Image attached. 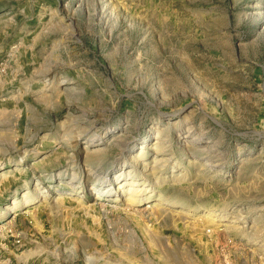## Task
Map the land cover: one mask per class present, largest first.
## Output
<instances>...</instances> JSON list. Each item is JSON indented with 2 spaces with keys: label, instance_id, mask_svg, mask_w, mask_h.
I'll return each instance as SVG.
<instances>
[{
  "label": "rangeland",
  "instance_id": "1",
  "mask_svg": "<svg viewBox=\"0 0 264 264\" xmlns=\"http://www.w3.org/2000/svg\"><path fill=\"white\" fill-rule=\"evenodd\" d=\"M26 2L37 64L15 46L0 84L34 108L6 161L27 181L0 211L29 205L0 226L51 219L49 251L91 264H264V0Z\"/></svg>",
  "mask_w": 264,
  "mask_h": 264
},
{
  "label": "crops",
  "instance_id": "2",
  "mask_svg": "<svg viewBox=\"0 0 264 264\" xmlns=\"http://www.w3.org/2000/svg\"><path fill=\"white\" fill-rule=\"evenodd\" d=\"M10 1L13 3L0 6V61L12 46L19 47L21 51L19 53L21 55V70H23L24 75H27L34 68V64H37L35 62L37 53L36 51L33 52L31 48L37 44L38 38L36 34L40 19L37 16V9L34 5L29 9L27 0ZM26 86H29V89H26ZM31 86L32 82L28 83L25 79L19 85V88L22 87L29 91L31 90ZM7 88L6 82L0 84V201L2 202L10 198L11 195L20 189L25 188L24 186L27 180L23 179L20 173L23 170L20 165L25 160L24 155L18 156L17 161L12 163V165H7L6 161L13 158L12 131L14 130L17 133L14 137L15 142L24 139L26 136L25 132L27 131L26 126L31 122L29 121L28 113L34 109L25 95L15 97V99H12L11 96L6 98L4 96L6 93L3 92H6ZM37 138L36 142H38ZM40 140L42 141L43 139ZM30 152L33 155L40 153L37 146L31 149ZM6 191L7 193H5ZM14 203H10L12 204V209H3L0 211V219L7 213L29 205L28 202H22L19 205H16V202ZM24 213L31 215V210H25ZM71 217L74 218V215H71ZM23 218L25 223L27 220L31 221V226L34 232L39 235L40 242L19 253L11 249L2 251L0 253V264H5L4 259H8L9 264H91L88 261L78 259L75 253L70 257L61 251L56 253L54 245L52 251H49L47 242L51 241L52 243L53 236L52 225H50V222H52L51 219H41L36 213L33 216L24 215ZM46 228L50 229L46 230ZM67 232L68 229L62 231V234L64 233L65 235ZM59 233L61 232L59 231ZM50 237L51 240L49 239ZM103 264L106 263L104 262Z\"/></svg>",
  "mask_w": 264,
  "mask_h": 264
},
{
  "label": "built area",
  "instance_id": "3",
  "mask_svg": "<svg viewBox=\"0 0 264 264\" xmlns=\"http://www.w3.org/2000/svg\"><path fill=\"white\" fill-rule=\"evenodd\" d=\"M15 46H12L10 49H8L7 53H5L4 60L0 61V73H4L6 63L9 62L12 59V56L14 54ZM30 224V222H28ZM29 237V243H36V235L32 231L31 226L29 225V228L25 231V234H22L21 232L14 233L10 228H7V226H0V251H4L7 249L6 243L8 242V239H10L11 243L10 245L15 247L16 249L23 248L25 246L24 237ZM5 264H9L8 259L3 260Z\"/></svg>",
  "mask_w": 264,
  "mask_h": 264
},
{
  "label": "bare ground",
  "instance_id": "4",
  "mask_svg": "<svg viewBox=\"0 0 264 264\" xmlns=\"http://www.w3.org/2000/svg\"><path fill=\"white\" fill-rule=\"evenodd\" d=\"M90 145V144H89ZM37 185V184H36Z\"/></svg>",
  "mask_w": 264,
  "mask_h": 264
}]
</instances>
